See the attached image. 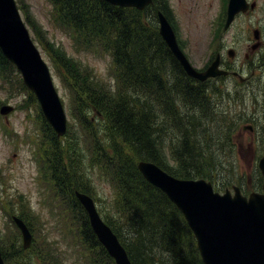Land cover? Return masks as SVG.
<instances>
[{"label": "trees", "instance_id": "obj_1", "mask_svg": "<svg viewBox=\"0 0 264 264\" xmlns=\"http://www.w3.org/2000/svg\"><path fill=\"white\" fill-rule=\"evenodd\" d=\"M48 1L54 7L60 26L69 30L86 49L111 57L114 76V84L109 85L99 80L89 67L54 46L30 16L28 7L19 0V9L24 11L36 37L33 40L44 47L54 67L76 87L75 116L81 129L88 130L91 125L89 133L93 134V129L97 132L89 140V151L81 153L78 141L63 143L40 111L44 138L38 161L53 182L54 195L66 207L65 212L63 209L61 212L65 227L68 229L70 220L71 227L78 233L76 238H80L78 247L83 249L79 251L82 259L76 264H115L98 241L75 196V191H80L93 195L99 202L96 180L110 186L112 197L110 202H104L107 205L100 212L133 264H162L157 257L159 252L173 256L172 264H204L195 236L182 213L163 192L151 186L138 169V163L145 160L180 179H193L198 175L212 178L202 173L204 169L200 166L213 143L209 141L206 143L209 147L201 151L202 140L194 132L206 133V127L216 114L209 95L216 92H210L206 83L189 78L162 40L158 13L162 12L173 25L169 1L153 0V4L142 11L118 7L105 0ZM224 2L227 7L228 0ZM225 17L226 11L218 23L220 27L214 31V51L221 48L218 42L224 33ZM179 44L183 49L180 40ZM5 63L14 67L0 51L1 74L5 73L2 66ZM30 97L33 99L35 95L30 93ZM177 146L180 158L175 155ZM198 151L201 159L195 156ZM167 155L172 161H182L180 166H170ZM256 173L260 176L254 190L261 191L262 177L260 171ZM27 209L23 208L19 217L32 232L33 215L30 209L27 213ZM13 227L20 235L15 224ZM67 231L74 235L71 229ZM1 244L0 241L6 264H59V254L49 252L53 249L50 241L36 248L32 257L23 250L17 235H13L11 251Z\"/></svg>", "mask_w": 264, "mask_h": 264}, {"label": "rangeland", "instance_id": "obj_2", "mask_svg": "<svg viewBox=\"0 0 264 264\" xmlns=\"http://www.w3.org/2000/svg\"><path fill=\"white\" fill-rule=\"evenodd\" d=\"M22 1L28 7L30 16L41 26L54 46L64 50L76 62L89 67L99 80L109 85L114 84L112 61L109 55L86 49L69 30L60 26L55 17L54 7L48 0ZM168 1L172 11V26L183 44L187 59L194 68L203 69L213 60L215 53L213 47L216 46L212 45L214 31L220 27L218 23H220L222 13L227 11V7L226 10L224 7V0ZM248 1L255 2L257 5L255 10L239 15L231 28L224 31L218 42L221 47H225L220 50V53L218 52L223 65L220 66V61L218 69L238 71L240 79L238 77L224 78L219 75L212 81L208 87L216 86L213 87L216 92L213 94L216 114L206 127V133L194 132L202 140L201 151L209 147L206 143L209 141L213 143L205 159H201L200 151L195 156L201 159L200 169H204L202 173L212 177L210 179L213 180L217 191L223 192L225 185L237 182L233 185L241 184L246 194L258 192L254 190L260 176L256 171L260 160L264 157V0ZM16 2L18 7L21 6L19 0ZM20 13L31 36L36 39L25 18L24 11L20 10ZM256 29L261 31V46L253 50L252 46L260 42L254 36ZM36 44L50 68L68 117L67 135L60 140L63 143L76 140L82 149L81 153L89 151L87 147L89 140L97 132L93 129V134L89 133L91 125L88 130L81 129L80 121L75 116L77 115L76 87L73 82L66 80L60 70L54 67L44 47L37 41ZM230 52L234 55L231 56ZM2 66L5 73H0L1 245L11 251L13 235H17L22 243L21 235H18L13 227L11 216H19L20 211L26 207L33 215L31 223H33L34 240L32 247L26 250L29 257L34 255L36 248L46 246L43 244L50 241L53 249L49 252L59 254V264H76L82 259L79 255L83 249L78 247L80 238L77 239L78 233L71 227L70 220H68V229H71L74 235L68 233L64 225L63 214H61L62 209L65 212L66 207L54 195L53 182L49 181L47 172L38 161L41 160V142L44 138L40 102L36 97V100L30 97L31 92L23 84L22 77L14 65L12 67L5 63ZM246 80L247 84H239L245 83ZM4 106L11 108L7 114L1 113ZM90 115L93 116V114ZM252 120L257 121L255 130H252L250 126ZM171 131L168 134L169 140ZM178 146L175 150L176 158H180ZM198 148L196 144V149ZM196 157L193 158V162L196 161ZM167 158L170 166L175 167L177 164L180 166L182 163V161L178 163L177 160L176 162L170 160L169 155ZM181 159L188 161V158L184 156H181ZM202 177L204 176H193V179ZM94 185L98 190V198L101 199L97 203L100 212V209L107 205L104 202H110L112 195L110 186L104 181L96 180ZM28 209L25 210L27 213ZM157 257L162 260V264H172L173 256L169 253L159 252Z\"/></svg>", "mask_w": 264, "mask_h": 264}, {"label": "water", "instance_id": "obj_3", "mask_svg": "<svg viewBox=\"0 0 264 264\" xmlns=\"http://www.w3.org/2000/svg\"><path fill=\"white\" fill-rule=\"evenodd\" d=\"M112 5L144 10L153 0H105ZM256 4L247 0H229L225 30L237 15L254 10ZM159 34L170 52L194 79L205 81L228 73L218 69L220 55L205 71H198L181 49L176 32L162 13H158ZM260 38L259 30L254 31ZM256 44L253 48L256 49ZM0 49L3 55L21 72L25 86L40 102L43 115L58 137L67 133V116L55 87L53 77L41 51L33 41L25 25L16 0H0ZM233 56V52H230ZM10 107H2L7 114ZM138 169L146 181L165 193L183 214L197 240L204 264H264V157L259 162L263 176L262 192L244 195L239 187L233 193H220L205 180L175 178L156 164L141 161ZM76 197L89 217L90 225L98 241L106 249L115 264H133L128 252L112 228L103 220L94 199L76 191ZM13 222L21 232L22 246H32L33 234L23 219L14 215ZM0 264H5L0 248Z\"/></svg>", "mask_w": 264, "mask_h": 264}, {"label": "flooded vegetation", "instance_id": "obj_4", "mask_svg": "<svg viewBox=\"0 0 264 264\" xmlns=\"http://www.w3.org/2000/svg\"><path fill=\"white\" fill-rule=\"evenodd\" d=\"M223 49H225V47H223ZM222 49V50H223ZM218 52L220 53V48L217 50V54H218ZM220 61H221V67L223 66L222 65V59H220ZM230 68V67H229ZM225 71H227L228 72V76H224L225 78H229V77H231L232 79L233 78H235V76H234V74H236V72L237 73H239L238 71H235V70H229V69H224ZM248 82H247V80L245 81V83L244 84H247ZM256 124H257V121L255 120V121H253L252 120V122L250 123V126H251V129L253 130H255L256 128ZM253 133H254V131H253Z\"/></svg>", "mask_w": 264, "mask_h": 264}]
</instances>
